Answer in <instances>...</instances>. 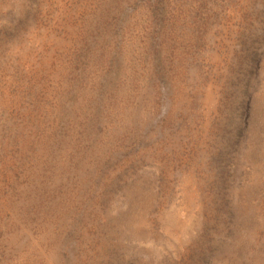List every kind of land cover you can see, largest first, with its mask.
<instances>
[{
    "label": "rangeland",
    "instance_id": "1",
    "mask_svg": "<svg viewBox=\"0 0 264 264\" xmlns=\"http://www.w3.org/2000/svg\"><path fill=\"white\" fill-rule=\"evenodd\" d=\"M0 264H264V0H0Z\"/></svg>",
    "mask_w": 264,
    "mask_h": 264
}]
</instances>
